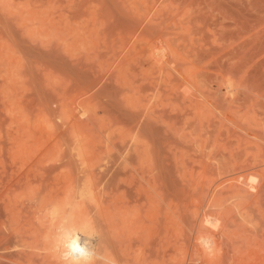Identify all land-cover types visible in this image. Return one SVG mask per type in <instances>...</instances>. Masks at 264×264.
<instances>
[{"label": "rangeland", "instance_id": "1", "mask_svg": "<svg viewBox=\"0 0 264 264\" xmlns=\"http://www.w3.org/2000/svg\"><path fill=\"white\" fill-rule=\"evenodd\" d=\"M60 218L89 264H264V0H0V264Z\"/></svg>", "mask_w": 264, "mask_h": 264}, {"label": "bare ground", "instance_id": "2", "mask_svg": "<svg viewBox=\"0 0 264 264\" xmlns=\"http://www.w3.org/2000/svg\"><path fill=\"white\" fill-rule=\"evenodd\" d=\"M156 51V50H155ZM159 53V52H158ZM155 56V55H154ZM157 56V55H156ZM155 56V57H156ZM159 56V55H158ZM154 58V57H153ZM157 59V58H156ZM157 61V60H156ZM159 61H161V60H159ZM157 63H159V62H157ZM132 170H134V169H132ZM131 171V170H130ZM137 172V171H136ZM131 174V173H130ZM133 174V173H132ZM138 175V174H137ZM142 175V174H141ZM243 176V175H242ZM139 177V176H138ZM142 177V176H141ZM140 177V178H141ZM236 177H238V176H236ZM131 178V177H130ZM244 178V177H243ZM144 179V178H143ZM146 179V178H145ZM234 179V178H233ZM247 179V178H246ZM245 179V180H246ZM140 180V179H139ZM142 180V179H141ZM225 180V179H224ZM238 180V179H237ZM223 181V180H222ZM221 181V182H222ZM229 181V180H228ZM141 182V181H140ZM149 181L147 180V183H148ZM236 183H237V181H236ZM241 183H242V181H241ZM143 184V183H142ZM148 184H150V183H148ZM222 184V183H221ZM238 184V183H237ZM219 185V184H218ZM92 186L94 187L95 185H93L92 184ZM212 186V185H211ZM220 187H221V185H220ZM95 188V187H94ZM238 188H242V190H244L243 189V186H240L239 185V187ZM209 189V188H208ZM223 189V188H222ZM215 190V189H214ZM235 190H237L236 188H235ZM234 190V191H235ZM222 190H220L219 192H221ZM239 191V190H238ZM238 191H235V192H237V194L239 193ZM246 191V190H245ZM245 191H243V193L245 192ZM248 191V190H247ZM218 191H216V193H217ZM100 193V192H99ZM145 193H147V192H145ZM206 193V192H205ZM215 193V194H216ZM248 193V192H247ZM90 194V193H89ZM152 194H154V193H152ZM151 194V195H152ZM241 194V193H240ZM148 195H150V194H148ZM120 196V195H119ZM118 196V197H119ZM159 196V195H158ZM217 196H218V193H217ZM50 197V196H49ZM57 197V196H56ZM60 197V196H59ZM63 197H65V196H63ZM95 197V196H94ZM98 197V196H97ZM96 197V198H97ZM148 197V196H147ZM215 197H216V195H215ZM73 198V197H72ZM120 198V197H119ZM213 198V197H212ZM217 198V197H216ZM60 199V198H59ZM62 199V198H61ZM61 199L59 200L60 202H61ZM70 199V198H69ZM80 200H81V198H79ZM115 200H116V198H114ZM122 199V198H121ZM214 199V198H213ZM212 199V200H213ZM57 200H58V197H57ZM66 200H67V198H66ZM73 200H74V198H73ZM91 200V199H90ZM151 200V199H150ZM211 200V201H212ZM70 201H72V199L70 200ZM77 201V200H76ZM76 201H75V203H76ZM85 201V200H84ZM121 202H122V200H120ZM209 201V200H208ZM207 201V202H208ZM64 202V201H63ZM83 202V201H82ZM91 202H92V200H91ZM116 202H118L117 200L114 202L115 203V205H116ZM147 202V201H146ZM146 202H145V205H146ZM57 203H58V201H57ZM68 203V202H67ZM80 203V202H79ZM93 203H94V201H93ZM98 203V202H97ZM127 203V202H126ZM140 203H142V202H140ZM212 203H214V201L212 202ZM62 204H64V203H62ZM68 204H70L71 205V203H68ZM73 204V203H72ZM77 204V203H76ZM99 204H101V203H99ZM113 204V203H112ZM121 204H123V203H121ZM125 204V203H124ZM138 204V203H137ZM143 204H144V202L141 204L142 206H143ZM151 204V203H150ZM209 204H211V203H209ZM215 204V203H214ZM54 205V204H53ZM59 205V204H58ZM58 205H56L57 207H59ZM69 205V206H70ZM94 205V204H93ZM92 205V206H93ZM98 205V204H97ZM115 205H113V206H115ZM136 205V204H135ZM140 205V204H139ZM212 205V204H211ZM50 206V205H49ZM79 205H77L76 207H78ZM120 206V205H119ZM122 206V205H121ZM213 206V205H212ZM215 206V205H214ZM47 207H48V205H47ZM70 207H72V206H70ZM75 207V206H74ZM101 207V206H100ZM99 207V208H100ZM116 207V206H115ZM60 208H61V206H60ZM117 208V207H116ZM138 208V207H137ZM210 208V207H209ZM213 208V207H212ZM59 209V208H58ZM75 209V208H74ZM101 209H102V207H101ZM107 210L109 209V206H108V208H106ZM113 209H114V207H113ZM142 209V208H141ZM149 209H151V208H149ZM52 210H54V209H52ZM64 210V209H63ZM78 210V209H77ZM117 210V209H116ZM123 210V209H122ZM139 210V209H138ZM147 210V209H146ZM145 210V211H146ZM212 210V209H211ZM216 209H214V211H215ZM62 211V210H61ZM65 211V210H64ZM96 211V210H95ZM94 211V212H95ZM109 211V210H108ZM124 211V210H123ZM122 211V212H123ZM125 211H127V210H125ZM152 211V210H151ZM151 211H149V213L151 212ZM213 211V210H212ZM81 212V211H80ZM99 212V211H98ZM107 212V211H106ZM105 212V213H106ZM110 212V211H109ZM115 212V211H114ZM119 212H121V211H119ZM134 212V211H133ZM153 212V211H152ZM151 212V213H152ZM204 212H206V211H204ZM52 213H54V212H52ZM105 213H104V215H105ZM124 213V212H123ZM130 213H131V211H130ZM219 213V212H218ZM217 212H216V214L217 215H219ZM57 214H59V213H57ZM63 215H64V213H62ZM61 214V215H62ZM86 214V213H85ZM93 214V213H92ZM113 214V213H112ZM115 214H117V213H115ZM133 214V213H132ZM146 214V213H145ZM144 214V215H145ZM206 214V213H205ZM54 215V214H53ZM50 216V218L51 217H54V216ZM78 215V214H77ZM94 215V218H95V214H93ZM118 215V214H117ZM120 215V214H119ZM148 215V213L145 215V216H147ZM220 215H221V213H220ZM70 216V215H69ZM73 216V215H72ZM102 216V215H101ZM115 216V215H114ZM121 216V215H120ZM133 217H134V215H132ZM137 216V215H136ZM202 216H204V214H202ZM47 217V216H46ZM57 217H58V215H57ZM57 217H54V218H57ZM63 217V216H62ZM74 217V216H73ZM103 217H105V216H103ZM107 217V216H106ZM195 217H197V216H195ZM200 217V216H199ZM206 217V216H205ZM216 217H218V216H216ZM54 218L53 219H51V221L52 220H54ZM81 218V217H80ZM83 218V217H82ZM93 218V217H92ZM92 218H91V220H92ZM93 218V219H94ZM112 218V217H111ZM122 218V217H121ZM209 218V217H208ZM47 219H48V217H47ZM61 219V218H60ZM64 219H65V217H64ZM74 219V218H73ZM72 219V220H73ZM86 219V218H85ZM98 219V218H97ZM115 219V218H114ZM113 219V220H114ZM131 219V218H130ZM133 219V218H132ZM142 219H143V217H142ZM141 219V220H142ZM213 219V218H212ZM81 220V219H80ZM121 220V219H120ZM123 220V219H122ZM196 220V219H195ZM210 220V219H209ZM214 220V219H213ZM48 221L49 220H47L46 221V223H48ZM58 221V220H57ZM61 221H64L63 219H61ZM65 221H67V222H70L68 225L66 224V226H68V229L66 228H64V227H62L61 229H60V226H62L63 224L60 222V224L58 225L59 226V228H56L57 227V225L56 224H54V221H53V223L52 222H50V224H49V226H50V228L49 227H47V228H49V230H50V232L48 231H44V232H47V233H50L49 234V237L50 238H48V234H45V238H46V241L48 240V239H50L52 242H53V244H54V246L50 243L49 244V242H48V244L47 245H50V246H52L51 248H50V246L48 247L47 245L45 246V248H50V251H52V253H53V255L52 256H54L53 258L55 259L54 260V262H55V264H89V262L91 261V260H93L92 259V257L94 258V257H97L96 255L94 256V254L97 252V250H95L96 252L94 253V254H92V249H91V247L89 246L90 244H88V243H86V241H85V236H83V235H80V234H82V232L84 231L83 229V231H81L80 233H78L77 232V230H76V228L74 227L73 229H71V228H69V227H72V226H69V225H71V223L73 222V221H68V219L67 220H65ZM64 221V222H65ZM90 221V220H89ZM96 221V220H95ZM103 221V220H102ZM105 221V220H104ZM108 221V220H107ZM124 221V220H123ZM135 221V220H134ZM215 221V220H214ZM55 222H56V219H55ZM75 222V221H74ZM114 222V221H113ZM112 222V223H113ZM115 222H117L116 220H115ZM138 222V221H137ZM142 223H143V221H141ZM147 222V221H146ZM149 222H151L150 220H149ZM211 222V221H210ZM210 222H208V220L205 218V220L201 217V219L199 220V222L198 223H200V227H202V230H201V232L199 233L200 235H203V237H204V235L206 236L207 234L209 235L208 237H204V238H201L200 236H198V239H199V241H201L202 240V242H204V243H207L208 241H209V239L211 240V241H213L214 240V233H213V231L214 230H216L217 229V225H214L213 223H215V222H211L212 223V225L210 224ZM80 223V222H79ZM78 223V224H79ZM83 223V222H82ZM120 223V222H119ZM135 223V222H134ZM152 223V222H151ZM151 223H149L150 225H151ZM197 223V222H196ZM53 226H52V225ZM65 224V223H64ZM73 224V223H72ZM77 224V225H78ZM86 224H88V223H86ZM111 224V223H110ZM118 224V223H117ZM76 224H73V226H75ZM77 225H76V227H77ZM93 225H94V223H93ZM120 225V224H119ZM125 226H126V224H124ZM43 226V225H42ZM45 226V225H44ZM48 226V225H47ZM51 226L52 227H55L56 229H59V231L58 230H56V229H51ZM109 226H111V225H109ZM116 226V225H115ZM134 226V225H133ZM153 226V225H152ZM82 227V226H81ZM108 227V226H107ZM106 227V228H107ZM119 227V226H118ZM199 227V226H198ZM46 228V227H45ZM45 228H43V229H45ZM63 228L65 229V230H63ZM82 228H85V226L84 227H82ZM141 228L143 229V226H141ZM76 231H75V230ZM77 229H81V228H77ZM94 229L96 230V227H94ZM118 229V228H117ZM125 229V228H124ZM51 230H53V232L55 231V233L53 234V232L51 231ZM107 230V229H106ZM118 230H120V229H118ZM211 230H213V231H211ZM56 231H57V233H56ZM90 231H92V230H90ZM117 231V230H116ZM115 231V232H116ZM141 231V230H140ZM146 231V230H145ZM44 232H43V234H44ZM85 232H86V230H85ZM94 232V231H93ZM100 232V231H99ZM106 232V231H105ZM121 232V231H120ZM84 233V232H83ZM119 233V232H118ZM123 233V232H122ZM207 233V234H206ZM53 234V235H52ZM86 234H87V232H86ZM85 234V235H86ZM89 235H92V234H90V232L88 233ZM97 234V233H96ZM108 234H109V232H108ZM141 234V233H140ZM95 235V234H94ZM98 235V234H97ZM118 235V234H117ZM119 235H120V233H119ZM122 235V234H121ZM124 235H126V234H124ZM124 235H123V238H124ZM144 235V234H143ZM145 235H147V233H145ZM148 235H149V233H148ZM47 236V237H46ZM53 236V237H52ZM106 236V235H105ZM150 236V235H149ZM56 237H57V240H56ZM83 237H85V238H83ZM99 237H100V235H99ZM109 237V236H108ZM138 237V236H137ZM140 237V236H139ZM146 237V236H145ZM90 237H88V239H89ZM98 238V237H97ZM119 238V237H118ZM200 238H201V240H200ZM100 239H102V238H100ZM99 239V241H101ZM105 239V238H104ZM108 239V238H107ZM137 239V238H136ZM141 239H142V237H141ZM143 239H145V238H143ZM147 239H148V237H147ZM150 239V238H149ZM55 240H56V242H55ZM103 240V239H102ZM127 240V239H126ZM98 241V242H99ZM120 241H122V240H120ZM124 241V240H123ZM143 242L145 241V240H142ZM134 242V241H133ZM132 242V243H133ZM135 242H137V241H135ZM120 243V242H119ZM123 243V242H122ZM127 243V242H126ZM139 243V242H138ZM145 243V242H144ZM210 244L209 245H211V242H209ZM118 244V243H117ZM127 245H128V243H127ZM137 245V244H136ZM101 246V245H100ZM109 246H110V244H109ZM114 246H115V244H114ZM114 246H112V247H114ZM94 247V246H93ZM111 247V246H110ZM119 247V246H118ZM137 248V247H136ZM53 249V250H52ZM132 249V248H131ZM135 249V248H134ZM134 249H133V251H134ZM48 251H49V249H47ZM80 250H83V251H85V252H87V253H90L91 255H90V258H88L87 260H85L81 255H80ZM104 250V249H103ZM120 250V249H119ZM206 250H208V249H206ZM49 251V252H50ZM104 251H109V249L108 250H106V248H105V250ZM111 251V250H110ZM142 251V250H141ZM140 252V251H139ZM105 253V252H104ZM111 252H109L108 253V255L110 256L111 254H110ZM138 253V252H137ZM50 254H51V252H50ZM50 254L48 255V256H50ZM98 254V253H97ZM114 254V253H113ZM120 254H121V252H120ZM135 254V253H134ZM47 255H46V257L45 258H47ZM93 255V256H92ZM108 255H107V257H108ZM139 255H141V254H139ZM210 254H207V256H206V259H207V261L209 260L210 261V259H213V256L215 255V254H213L212 256H209ZM217 255V254H216ZM113 256V255H112ZM130 256V255H129ZM158 256V255H157ZM103 257V256H102ZM105 257V256H104ZM122 257V256H121ZM131 257V256H130ZM160 257V256H159ZM207 257H209V259L207 258ZM52 258V257H51ZM52 258V259H53ZM110 259H109V261H111V257H109ZM135 258V257H134ZM101 259V258H100ZM105 259V258H104ZM125 259V258H124ZM139 259H141V258H139ZM161 259V258H160ZM90 260V261H89ZM155 260H156V257H155ZM124 261V260H123ZM92 262V261H91ZM101 262V261H100ZM96 263V262H95ZM102 263H103V261H102ZM105 263V262H104ZM108 263V262H107ZM116 264V263H115Z\"/></svg>", "mask_w": 264, "mask_h": 264}, {"label": "clouds", "instance_id": "3", "mask_svg": "<svg viewBox=\"0 0 264 264\" xmlns=\"http://www.w3.org/2000/svg\"><path fill=\"white\" fill-rule=\"evenodd\" d=\"M80 255L85 259V260H87L88 258H90V253H87V252H85V251H83V250H80Z\"/></svg>", "mask_w": 264, "mask_h": 264}]
</instances>
